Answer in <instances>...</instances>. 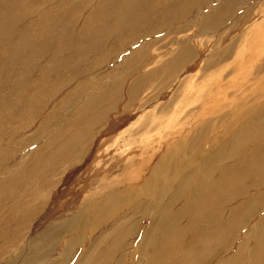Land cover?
Masks as SVG:
<instances>
[{"label": "bare ground", "instance_id": "1", "mask_svg": "<svg viewBox=\"0 0 264 264\" xmlns=\"http://www.w3.org/2000/svg\"><path fill=\"white\" fill-rule=\"evenodd\" d=\"M91 1L6 0L4 8L0 5V44H3L0 49V77L3 76V80L10 83L5 99L1 102L6 104L9 100L14 101L13 108L0 107V126H3L7 116L14 119L19 116V124L29 126L30 121L21 120L23 116L30 120L33 113L44 112L41 113L44 118L42 128L50 131L46 144L39 149L31 148L28 153L29 160L21 161L19 165L17 158L22 150L33 144L35 138L32 141L22 138L26 132H22L21 141L14 138L16 131L8 129L7 126L15 122L0 127V136H8L9 132L11 143L13 140L17 142L14 148L0 153V213L6 210L5 219L0 225V264H58L51 262L54 240L44 237L45 233L30 238L28 232L32 222H36L39 214L44 212V198L48 189L54 186V177L68 168L74 158L86 154L95 130L102 129V120L118 102L124 79H119L114 70H109L102 76V70L120 58L123 59L126 74L130 73L140 59L146 58L144 56L152 46L142 42L143 39L157 33H162L163 38L166 37L164 32L177 22L185 21L194 8L202 9V4L208 0H161L164 11L168 5L167 13L179 12L182 16L173 19L163 16L159 26L156 15L148 12V9L153 11L147 4L151 0H93V12L82 16ZM228 2L221 0L208 14L206 28L209 31H215L236 13V4L235 7L232 5L234 11H229L231 9ZM142 12H146V16ZM157 26L155 30H148ZM262 29L264 23L257 22L249 31L248 38L243 37L247 39L240 43L244 46V54H237L234 64L238 66L243 61L255 58L262 60L264 52L255 57L247 56L252 50L251 47L248 48L249 45L252 44L254 49L263 46ZM232 42L226 46L236 44ZM181 45L184 48L180 46V49L186 51V56L179 52L175 62L181 61V67H184L192 52H189L191 49L186 44ZM88 58L93 60L89 61ZM144 60L146 59L142 63ZM176 68L178 65L173 63L166 75L173 73ZM263 70L264 64L259 65V75L244 81L243 86L236 89L231 97L228 90L231 87L236 88L232 81L224 83L219 80L214 83L198 113L200 115L193 119L190 114L183 122L178 123L177 127L182 128L186 124H195L210 117L208 122L199 125L200 130H196L195 135H183L184 139L189 137L187 155L199 161L194 169L189 168L188 171V166L185 167L188 172L185 177L177 176L175 183L174 180L166 183V173L170 172V168L156 164L158 167L155 166L150 175L146 176L145 172L140 178L135 170H143L145 161H128L120 172L91 181L89 195L96 201L94 205L85 204L84 200L80 206H87L89 210L83 208L80 212H62V216L54 221L59 224L51 222L47 225L54 233L62 226L63 219H71L78 226L77 236L66 239L65 233L70 231L64 228L62 232L65 236L60 239V245H64V261H69L77 252L74 264H122L118 259L111 261L117 241L120 238L136 236L138 243L144 246L139 264H167L168 261H172L171 264H264V238L261 237L260 225L254 227L258 231L257 241L253 246L252 230L241 232L242 226H249V220L243 222L241 218L253 201L245 206H241L244 204L243 200L233 204L236 198L246 199L256 185L264 186ZM94 75H98L95 81L86 82L88 77ZM146 77L150 78L149 75ZM82 83L84 86L79 89L90 91L91 94L84 96L83 92L75 91L76 86ZM135 87V90H139L140 86ZM242 90L243 96L240 95ZM220 92L224 100L219 98L215 102L214 95L218 96ZM238 96H241L240 101L235 103ZM74 99L79 102L72 103ZM65 103L71 111L58 126L57 121ZM227 108L231 111L229 116L234 112L237 117L230 119L231 121L227 116L221 119L223 123L229 121L231 130L233 128L223 140L222 147L225 151L229 147L228 153L236 154L237 159L226 165L225 160L228 159L224 157L223 163L218 165L222 160L214 156L219 152L202 156L195 148L206 129L213 126L214 120L211 118L217 120ZM46 117L47 122L44 121ZM184 130L182 128L179 133ZM70 132H74L73 137ZM144 151L141 148V154ZM183 155L184 153L177 151V154L165 153L164 157ZM12 161L17 169H12ZM28 168L33 170L31 175H27ZM114 185L116 190L112 191ZM134 186H138L137 191H132ZM164 187L171 193L168 201L166 192H162L164 195L161 200L156 197V190ZM145 194L149 198L143 200L141 197L146 196ZM184 194L189 196L186 201L182 200ZM220 200L224 201L227 210L224 221H217L223 216V212L217 213V218L213 216V210L220 204ZM178 204L181 206L179 209L176 208ZM261 205H264V199L252 206L251 210L256 211ZM150 207L156 208V216L147 230L139 231L141 222L138 219L134 221L128 214L135 215L134 212L139 213L140 210V213L146 215ZM206 212L209 213L206 226L198 228L201 215ZM117 218L122 221L114 222ZM44 221L43 219L42 222ZM263 221H260L262 226ZM114 225L116 226L112 227ZM120 226L127 228L119 232ZM25 242L28 249L30 248L28 253L17 255L15 249ZM150 249L153 251H149Z\"/></svg>", "mask_w": 264, "mask_h": 264}, {"label": "rangeland", "instance_id": "2", "mask_svg": "<svg viewBox=\"0 0 264 264\" xmlns=\"http://www.w3.org/2000/svg\"><path fill=\"white\" fill-rule=\"evenodd\" d=\"M211 1H205L201 6L202 9L194 8L185 21L177 22L169 30L163 33V35L167 34L166 37L163 38L162 33H157L150 35L149 38L143 39L142 42H146V44H151L152 46L144 56L146 58L140 59V61L132 67L130 73L126 74L123 59L120 58L102 70V76L109 70H114V74H118L119 79H124L123 86L119 92L118 102L112 109H110L106 118L102 120V129L95 130L86 154L76 159L74 158L73 162L70 163L71 165H69L70 167L68 166L63 172H59L54 177V186L52 185V187L48 189L44 198V212L39 214V218L36 222H32V226L28 232V237L30 238L36 237L39 233H45L44 237L49 239L51 237V239L54 240V254L51 262L54 261L58 264H74L76 260L75 254L77 252L75 251L76 253L72 255V258L65 262L62 257L64 245H60V239L63 235L65 236L66 234V239L77 236L78 226L74 224V221L71 219H63L61 217L63 219L61 223L62 226H60V229L55 233L52 228L49 229V226L47 227V225L51 222L57 221V219L62 216V212H80L81 210H84L83 208L89 210L87 206L81 207L80 205L84 200L86 201L85 204L87 203L90 206L94 205L96 202L92 200L89 195L91 181H97L101 176L105 177L106 175H113L114 173L120 172L124 167V164L128 161L130 163L145 161L143 170H139L138 168L135 170L140 178L145 175V172L146 176L150 175L153 169L160 165L165 168H170V172L166 173L168 175L165 181L166 183H171L172 180H174L175 183L177 181V176L185 177L188 174L185 167L188 166L189 171V168L194 169L195 164H198L199 162L198 159L191 158L187 155L189 153V143L187 139L192 135H195V131L200 130L199 125L208 122L210 117H206L200 122H195V124H186L182 127L185 130L181 134L179 131L182 128L177 127L179 126L178 123L183 122L190 116V114H192L193 119L200 115L198 113L202 104L206 102V95L211 90V86L219 80L224 83L228 81L234 83L236 88L231 87V89L228 90L231 97L236 89L243 86L242 83L244 81L259 75H257L258 67L259 65L264 64V53H262V60H257L255 58L243 61V64H239L238 66L233 62L234 57H236L237 54L240 52L241 55L244 54L242 51L244 46L240 43L246 42L247 39H244L243 37L245 36L248 38L250 34L249 31L255 23H264V0H228V5L231 9L229 11H234L232 5L236 4V13L232 12L235 14L228 20L224 21L215 31H209L208 28H206V19L212 8L215 7V4L221 2V0H214L212 3ZM5 2L6 0H0L1 8H4ZM138 2L146 5L144 2ZM123 3L125 7L126 2L124 1ZM147 4L148 7L153 10L151 11L148 9V12L154 13L157 17L156 19H158V26L161 22V17L163 16H168L171 19H173V17L182 16L179 12H173V14L167 13L169 10L168 5L164 11L161 0L147 1ZM94 7L95 3L92 0L91 3L87 5L86 11L82 12V16H86L89 12H93L92 9ZM233 7H235V5ZM141 14L146 16V12H142ZM25 21L23 22V25H25ZM158 26L152 29L148 28V30H155ZM255 30L258 31V28ZM15 40H17V37ZM231 41L236 42V44L230 47L226 46L227 44H230ZM181 43L186 44L191 49L189 52H192V56L187 57L188 63L184 65V67H181V61L175 62L179 52H181L183 56H186V51L180 49V46H182ZM261 45L263 46H259L261 47L260 49H254L252 44L249 45L248 48L251 47L252 50L248 52L249 54H247V56L255 57L256 55H260L261 52H264V43ZM2 46L3 44H0V49L3 48ZM136 47H138V45ZM133 49L134 48H131V50ZM88 59L89 61L93 60L92 58ZM143 59L146 60L142 63ZM173 63L177 64L178 68H176L173 73L166 75V72ZM156 72H159V74ZM262 72L264 74V70ZM147 75H149L150 78L146 77ZM143 77H146V79H143ZM97 78L98 75L88 77L86 82H93ZM3 79V76L0 77V80H2L0 82V107L10 106L13 108V100H9L6 104L1 102V100L4 101L7 87L10 84H7ZM137 85L140 86L139 90H135V86ZM83 86L84 83L77 85L75 91L83 92L84 96L91 94L90 91H82L79 89ZM10 88H8V90ZM262 92L264 93V88ZM240 95H244L243 90ZM214 96H216L214 99L215 102H217L219 98L221 101L224 100L222 92H220L218 96L217 94ZM241 96H238V100L235 103H239ZM15 98H18V96H15ZM249 101L250 100H248V102ZM78 102L77 99L72 101V103L75 104ZM70 111L69 106L65 103L57 121L58 126ZM41 113L44 112L33 113L35 115L32 114L30 120L29 117L23 116V119L21 120L24 122L30 121L31 125L29 126L20 125L19 116L17 119H14L12 116H7L3 121L2 125L4 127L9 123L15 122V124H10L7 127L8 129L16 131L14 138H19V141H21L23 135L22 132H26V135L22 137L24 139H31L32 141L33 138H35L33 144L22 150L20 157L17 158V164L19 165H21V161L27 162L29 160L28 153L32 149H39V147L43 144L45 145L48 140L50 131L48 128H42L44 118ZM230 113V109L227 108L225 109V112L219 115L217 120L211 118L214 120L213 126L206 129L202 136L203 138L199 140L200 142L195 148L198 154L202 156L213 155L216 152H219L214 156L216 159L222 160L218 162V165L223 163L224 157L228 159L225 160L226 165L237 159L236 154L228 153L229 147L226 148V151L222 147L224 144L223 140H225L233 131V128L231 130L232 126H230L229 121H231L230 119L233 120L237 117L234 112L229 116ZM224 116L229 118V121L226 123L221 121ZM38 118L39 121L37 120ZM44 121L47 122V117ZM30 127L31 129H29ZM24 129L29 130L24 131ZM73 133L74 132L69 133L71 137H73ZM185 134L189 136L186 139L183 137ZM6 135L7 134L0 136V153L7 152L8 149L14 148V144L17 143L14 140L11 143L9 132L8 136ZM163 147L164 149L162 150ZM141 148L145 150L144 154H141ZM177 151L184 153V155L181 157H164L165 153L170 155L171 152H175L177 154ZM12 162V169H17L15 162ZM32 173L33 170L28 168L27 175H31ZM29 183L33 184L30 180ZM111 190L115 191L116 186L114 185ZM133 190L137 191L138 186L132 187V191ZM162 192L167 193L166 199L168 201V197L171 196V193H169L165 187L156 190L157 199L161 200V196L164 195ZM145 195L146 196L142 195L141 197L143 200L149 198L147 194ZM226 197L227 195L225 198ZM188 198L189 196L184 194L182 200L186 201ZM97 199L99 200L100 197ZM262 199H264V186L256 185L253 192L248 195L246 199L236 198L233 201V204L236 205L243 200L242 202H244V204L241 206H245L249 201H253V203L247 207L248 211L244 213L247 217L244 215L241 218L243 222L246 220H249L250 222L249 226L241 227V232L252 230V246L257 241L256 232L258 229L254 228L256 225H260V230L262 231L261 237L264 238V221L263 226L260 224V221L264 220V205H261L256 211L251 210V207L259 204ZM229 205L231 207V203ZM176 208H181L180 204H178ZM213 212V216L219 212H223V216L220 219H217V221H224L226 219L227 210L223 200H220V204L214 208ZM5 213L6 210H2L0 213V225L5 219ZM134 213L135 215L129 213L128 216L134 218V221L135 219H138V222H141L139 223V231H143L148 229L151 220L156 216L157 210L154 207H150L146 215H143L142 212L140 213V210L139 213H137V211ZM208 214L209 213L206 212L201 215L200 222L197 226L198 228L206 226L205 222ZM144 216H146V218ZM215 217L217 218V216ZM43 219L45 220L44 222H42ZM121 221V218H117L114 222ZM53 224L57 225L59 222H54ZM115 226L116 225L112 227ZM120 227L121 229L119 232L127 228L125 226ZM64 228L70 232L62 234L65 230ZM106 232H104V234ZM143 247L142 244L138 243V238L136 236L120 238L113 250L114 254L112 255L111 261L118 259V262H122V264H139L142 260L140 254L143 251ZM29 249L27 242H25L19 244L15 250H17L16 254L18 255L24 253L27 254ZM149 251H153V249H150ZM16 258L17 256L15 259ZM171 263L172 261L167 262V264Z\"/></svg>", "mask_w": 264, "mask_h": 264}]
</instances>
